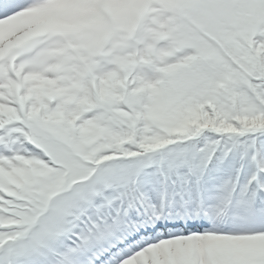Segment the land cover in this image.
I'll use <instances>...</instances> for the list:
<instances>
[{
  "label": "snow or ice",
  "instance_id": "snow-or-ice-1",
  "mask_svg": "<svg viewBox=\"0 0 264 264\" xmlns=\"http://www.w3.org/2000/svg\"><path fill=\"white\" fill-rule=\"evenodd\" d=\"M0 264H264V0H0Z\"/></svg>",
  "mask_w": 264,
  "mask_h": 264
}]
</instances>
